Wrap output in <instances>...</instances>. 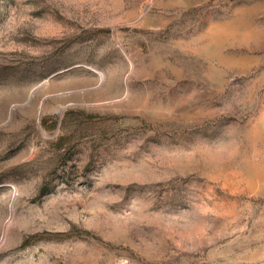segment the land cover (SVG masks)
<instances>
[{"label":"rangeland","instance_id":"374dc122","mask_svg":"<svg viewBox=\"0 0 264 264\" xmlns=\"http://www.w3.org/2000/svg\"><path fill=\"white\" fill-rule=\"evenodd\" d=\"M0 264H264V0H0Z\"/></svg>","mask_w":264,"mask_h":264}]
</instances>
